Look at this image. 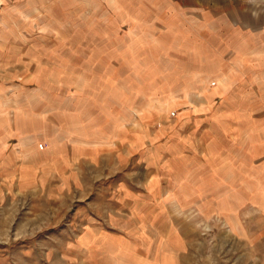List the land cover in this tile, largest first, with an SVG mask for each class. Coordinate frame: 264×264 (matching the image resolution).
Instances as JSON below:
<instances>
[{
    "label": "rangeland",
    "instance_id": "obj_1",
    "mask_svg": "<svg viewBox=\"0 0 264 264\" xmlns=\"http://www.w3.org/2000/svg\"><path fill=\"white\" fill-rule=\"evenodd\" d=\"M0 264H264V0H0Z\"/></svg>",
    "mask_w": 264,
    "mask_h": 264
},
{
    "label": "crops",
    "instance_id": "obj_2",
    "mask_svg": "<svg viewBox=\"0 0 264 264\" xmlns=\"http://www.w3.org/2000/svg\"><path fill=\"white\" fill-rule=\"evenodd\" d=\"M84 240H85V239H84ZM93 252H94V251H93ZM99 252H101V251H99ZM95 253H96L97 255L100 254V253H98V252H95ZM103 255H104V253H103Z\"/></svg>",
    "mask_w": 264,
    "mask_h": 264
}]
</instances>
